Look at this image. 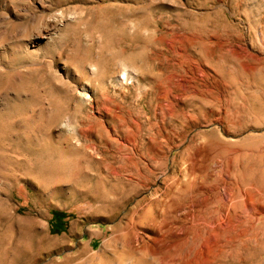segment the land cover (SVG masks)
Masks as SVG:
<instances>
[{"label": "rangeland", "instance_id": "obj_1", "mask_svg": "<svg viewBox=\"0 0 264 264\" xmlns=\"http://www.w3.org/2000/svg\"><path fill=\"white\" fill-rule=\"evenodd\" d=\"M0 264H264V0H0Z\"/></svg>", "mask_w": 264, "mask_h": 264}, {"label": "trees", "instance_id": "obj_2", "mask_svg": "<svg viewBox=\"0 0 264 264\" xmlns=\"http://www.w3.org/2000/svg\"><path fill=\"white\" fill-rule=\"evenodd\" d=\"M54 216L57 217L58 219H61L64 215L60 212H54Z\"/></svg>", "mask_w": 264, "mask_h": 264}]
</instances>
